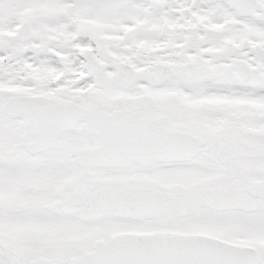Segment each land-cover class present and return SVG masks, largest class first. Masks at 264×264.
I'll use <instances>...</instances> for the list:
<instances>
[{
	"label": "snow or ice",
	"instance_id": "1",
	"mask_svg": "<svg viewBox=\"0 0 264 264\" xmlns=\"http://www.w3.org/2000/svg\"><path fill=\"white\" fill-rule=\"evenodd\" d=\"M0 264H264V0H0Z\"/></svg>",
	"mask_w": 264,
	"mask_h": 264
}]
</instances>
